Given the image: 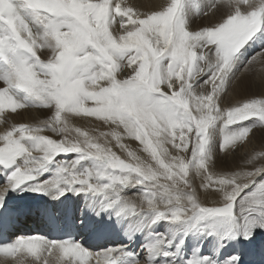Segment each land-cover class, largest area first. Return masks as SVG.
Here are the masks:
<instances>
[{"label":"snow or ice","instance_id":"1","mask_svg":"<svg viewBox=\"0 0 264 264\" xmlns=\"http://www.w3.org/2000/svg\"><path fill=\"white\" fill-rule=\"evenodd\" d=\"M257 66L261 91L225 106ZM0 85V114L50 113L0 132V239L34 210L10 205L25 192L61 204L39 211L67 237L20 235L0 244L5 264L264 261V144L250 167L214 170V157L264 137V0H163L146 12L132 0H0ZM192 176L218 199L202 203ZM81 235L104 243L93 250Z\"/></svg>","mask_w":264,"mask_h":264},{"label":"bare ground","instance_id":"2","mask_svg":"<svg viewBox=\"0 0 264 264\" xmlns=\"http://www.w3.org/2000/svg\"><path fill=\"white\" fill-rule=\"evenodd\" d=\"M197 1V0H195ZM133 3L136 4L137 9L142 12V10H149L154 5H159L160 3H163V0H132ZM144 10V12H145ZM196 24L205 23V20H202L201 18H194ZM42 58H44L42 56ZM128 70H125L123 73H121V78L126 75ZM260 66H257V71L254 74H251L248 77H242L240 81H238L239 87L235 89L234 92L229 94L228 101L234 102L238 100L239 98L243 96H251L252 94H258L261 91V80H260ZM249 81L251 83V91L248 92V94H243L239 96L238 91L241 89L244 82L246 83ZM248 82V83H249ZM247 85V84H246ZM2 86V85H0ZM260 88V89H259ZM247 90V89H246ZM242 94V93H241ZM225 104V103H224ZM50 113L47 112V110L42 109H18L17 113H11L10 110H7L5 113L0 114V132L4 131L7 127H11L12 125H18L20 123L29 124V125H36L39 122L46 120ZM75 126L81 127L84 130H89L90 132L95 129L96 133L98 134L99 131H107L109 130L108 126L103 125L100 121L95 120H80L75 119L71 121ZM48 135H51V133H46ZM132 150H135L138 152V154L144 156L145 154L139 152V144L138 142L126 139L124 141ZM113 144V150L117 152L122 158H126V154L122 152L120 149L115 148V141L112 142ZM262 144H264V137H261L259 133H257L256 137L252 141V143L247 144L243 147H237L235 150H233L231 155H228L227 157L224 156L223 153H221L218 157H214L215 161V171L216 172H222V171H240L242 169H246L250 167L246 164V160L255 152L262 150ZM174 154V153H173ZM47 173L45 174V178H47ZM193 186L196 188L197 195L200 199V201L203 203L209 202L212 203L213 201L218 199V195L214 194L211 190H205L200 187L201 184V178L200 177H193ZM76 207H80L83 204V198L81 196H73L71 193L67 194ZM129 195H132L130 192ZM10 196V205L12 207H16L20 204L28 205L32 207L34 211L39 212L43 214L39 209L43 208H50V209H57L61 207V204L58 201L51 200L48 196H43L39 193H31V192H25L23 194L18 193H9ZM63 200V197L61 198ZM44 215V214H43ZM20 222H24L27 225L31 222V219H29L28 215L22 216L19 218ZM167 228V222H161V224L157 227V231L163 232ZM40 230V228L38 227ZM38 233L39 235L47 236L45 232ZM16 234L14 235V239L17 238L20 235H23V231L21 228L15 229ZM181 233L180 227L177 228V233H174V235H179ZM123 236L122 233H117L116 236L110 241L111 243H118L120 242V238ZM211 237L208 238V241H211ZM124 242H127L126 240ZM142 242L140 237H137L135 241L134 247H138L139 244ZM197 241L193 237H189L185 241V245L188 249V251H191V248L194 243ZM208 242H206L207 247ZM86 246L88 245V242H85ZM97 250V249H96ZM18 261H23V264H28V260L24 257H17ZM0 264H5V258L0 257ZM250 264H264V261L261 260L260 256L257 254L256 256L250 258Z\"/></svg>","mask_w":264,"mask_h":264},{"label":"rangeland","instance_id":"3","mask_svg":"<svg viewBox=\"0 0 264 264\" xmlns=\"http://www.w3.org/2000/svg\"><path fill=\"white\" fill-rule=\"evenodd\" d=\"M195 2H199V0H197V1H195ZM145 10V9H144ZM144 10H142V12H144ZM147 10H145V12H146ZM195 19L196 18H199V17H194ZM200 19V18H199ZM241 72H243V69H241ZM121 78V77H120ZM124 78V77H123ZM249 81H247L246 83L244 82V84L242 85V87H241V89L238 91V95L239 96H241V95H243V94H248V92H250L251 91V83L249 82ZM247 84V85H246ZM247 89V90H246ZM260 89V88H259ZM242 93V94H241ZM228 97H229V95L228 96H226L225 98H224V105L226 106V105H228V104H231V103H234V102H229L227 99H228ZM240 99V98H239ZM193 177L194 176H192L191 178L193 179ZM204 203V202H203ZM206 204H211V203H207V202H205Z\"/></svg>","mask_w":264,"mask_h":264}]
</instances>
